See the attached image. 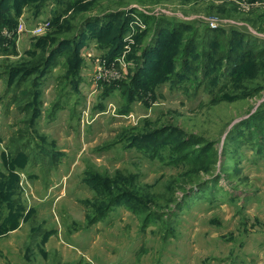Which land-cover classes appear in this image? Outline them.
Here are the masks:
<instances>
[{"label": "rangeland", "instance_id": "rangeland-1", "mask_svg": "<svg viewBox=\"0 0 264 264\" xmlns=\"http://www.w3.org/2000/svg\"><path fill=\"white\" fill-rule=\"evenodd\" d=\"M17 1L1 29L15 37L0 45V264H264V0ZM130 7L144 17L110 28L113 60L95 24L79 62L72 44L52 58L87 16ZM162 17L224 29L221 47L203 28L189 48L198 87L154 75L186 56L185 39L150 36ZM222 45L238 49L228 67Z\"/></svg>", "mask_w": 264, "mask_h": 264}, {"label": "trees", "instance_id": "trees-1", "mask_svg": "<svg viewBox=\"0 0 264 264\" xmlns=\"http://www.w3.org/2000/svg\"><path fill=\"white\" fill-rule=\"evenodd\" d=\"M15 1L18 2L17 0H0V30L2 28H7L9 30H13L16 27L17 22H18V21H16V19L10 18L9 22H6V19L3 17V14H6V12L3 11L4 5L11 6ZM85 1H87V0H75L74 5H78V4L81 5V3H84ZM131 7L129 9H123L122 8V9H117L115 11L104 12V13L100 14V16H98V17H93L92 15L89 17L85 16L86 18H84V20L79 24V26H80L78 28L79 32L75 36H73L72 38L66 37L65 39H60L59 40L60 42L57 44V46L55 48H53V50H51L52 58L53 57L55 58L56 56H58L61 53V51L63 50L62 47H64L66 44H72V45H74L72 50H74V55H76L78 62H79V60H81L79 55H78L80 45H81L82 41L86 39V35H87V32H88L90 26L95 24L94 25L95 27L93 29H90V30H96L95 31V34H96L95 38L100 41L98 43V46L101 50L105 51L107 58L110 57V58H108L109 60H113L114 57L112 55H113V51L115 50L116 47H114L113 42L110 41L111 39H113V41H115L113 32L110 35V32H111L110 28L113 29V27L116 26V24H118V22L121 21L120 26L116 27V28H119L118 33L120 35H123V32L127 31V25L129 24V19L131 18V16L138 15L140 17H144L143 13H139L137 9H134ZM56 11L58 13V18H55V17L53 18L52 23H51L52 26L57 24L59 22L61 16H62V14H64L63 12L60 11V8H58V7H57ZM89 12H91V11H89ZM88 14H91V13H88ZM127 14H129L130 16ZM174 18L175 17H173V18L162 17L155 24V27L153 28L150 36L152 37V39L153 38L157 39L158 36H160L164 32L163 34H165L164 35V39L166 40L165 42L172 41L174 43V45H173L174 49H177L176 48V42L178 40H180L182 38L185 39V44L183 45L182 52L185 53L186 56L182 57V61L180 62V66L175 62H172V61L170 62L169 60H162V59L159 60L158 64L155 66L153 73H154V75H156L157 72H162L164 79L161 81L166 82V81L173 79L175 77L178 79V82H177L178 84H181V83L187 84L190 82H195V83H197V87H198L200 85V81H201L200 75L205 76V71H203L202 74L200 73L199 77H197L198 72H194V69H191L190 63L192 62L193 58H191V55H189V48L193 47L194 42L198 39L199 30L201 31V29L205 28V29H203L205 31V34L203 35V37L208 38L210 36V38L213 39L214 41H216L218 44L219 40H221V37L224 36V29H219L218 33L211 35L210 30H208L206 25H204V24H207L206 19H204V21H205V23H204V21L202 19L201 20L194 19L192 21H187V20H183V19H174ZM147 19H148V17L146 18V20ZM9 25H12V26L9 27ZM144 25H145V23H144ZM155 30H157V31H155ZM125 32H124V34H125ZM187 33H189V34L187 35ZM220 33H222V34L220 35ZM219 36H221V37H219ZM238 37L240 38V41L237 42L236 45L240 44V46L243 45V43L241 41V39H243V38L248 39L246 42H248L249 40H254V39L260 40V39L255 38V37L253 38L252 35H251V37L248 35L247 36L242 35V36H238ZM102 39H105V40L101 42ZM231 41H232V39L229 40V43H230V45H233ZM261 41L263 42L262 44H264V41L263 40H261ZM4 44H6L4 39H0V45L5 46V47L9 46V49L14 48V43H9L7 46ZM38 44H42V39L38 41ZM145 46H147V45H145ZM218 46L221 47L219 44H218ZM222 48L224 50L222 53H220L221 57L219 58V60L223 59V61H224L223 66L228 67V65L231 64L230 61H231L233 55H235L234 52L238 49L234 47L231 50V48L226 47V45H222ZM260 51H264V48L261 49ZM260 51L256 52V55L263 53ZM220 52H221V50H220ZM223 53H224V56H223ZM173 58H174V55H171L169 57V59H173ZM145 61H147V57L144 59H141L142 63ZM247 61H249V60H247ZM80 63H81V61H80ZM80 63H79V66H80ZM41 64H44L46 67L49 65V64H47V62L44 63V59H40L38 61L37 65H35L32 68H29L30 72L34 73L35 71H33V70L35 68H38V70H39L42 67ZM146 65L148 66V64H146ZM116 66H119V65H116ZM248 67H249L250 72L254 71V69L252 70V66L248 65ZM200 69H199V71H200ZM135 76L138 78L140 77L138 72H136V71H135ZM139 80H140V78H139ZM133 81H136V79L134 80V77H133L131 83L121 81L122 83L117 84V88L122 92L123 99L127 101V105H126L125 109H123L122 115H126L129 111V106H130L129 102H130V98H131V96H129V93H130V89H132L131 86L133 84ZM144 83L147 86L145 81H144ZM112 90H114V88L110 87L107 90V93L112 92ZM255 91H257V89H255ZM132 92H133V90H131V93ZM207 94L211 98H213V100H215L216 97H213L214 93L209 92ZM162 141L166 142V141H170V140H165L162 138V139L158 140L157 142L161 143ZM172 144L173 145L171 146V153L175 157L174 163H179V162H182L183 160H186L187 157L181 156L182 150L185 148L186 143H184L183 140H179L175 143L172 141ZM140 212L142 213V211H140ZM153 218H155V217H153Z\"/></svg>", "mask_w": 264, "mask_h": 264}, {"label": "built area", "instance_id": "built-area-1", "mask_svg": "<svg viewBox=\"0 0 264 264\" xmlns=\"http://www.w3.org/2000/svg\"><path fill=\"white\" fill-rule=\"evenodd\" d=\"M207 22H209L210 24V28H215L218 26V24L220 23L218 20H214V19H207ZM45 26L47 25H41L39 26L35 31H33L34 34L39 33V31L41 32ZM22 25H18V29L16 30V33L18 34L21 30H22ZM39 30V31H38ZM15 37V33H10L7 31H1L0 30V39H4L5 42L11 41L13 38ZM121 65V63H119Z\"/></svg>", "mask_w": 264, "mask_h": 264}]
</instances>
